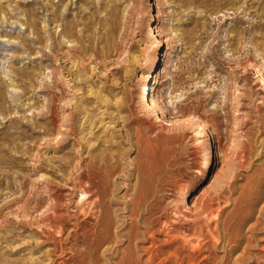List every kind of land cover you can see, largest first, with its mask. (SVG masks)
I'll use <instances>...</instances> for the list:
<instances>
[{
    "label": "rangeland",
    "instance_id": "374dc122",
    "mask_svg": "<svg viewBox=\"0 0 264 264\" xmlns=\"http://www.w3.org/2000/svg\"><path fill=\"white\" fill-rule=\"evenodd\" d=\"M0 42V264H264V0H0Z\"/></svg>",
    "mask_w": 264,
    "mask_h": 264
},
{
    "label": "bare ground",
    "instance_id": "6f19581e",
    "mask_svg": "<svg viewBox=\"0 0 264 264\" xmlns=\"http://www.w3.org/2000/svg\"><path fill=\"white\" fill-rule=\"evenodd\" d=\"M169 42V38L167 37L166 38V41H165V43H168ZM159 43H161L162 45L164 44L163 43V41H160ZM0 44H3L2 42H0ZM157 57L155 56V61H157L158 60V58L156 59ZM260 67V66H259ZM262 72V71H261ZM260 72V69H259V72H258V74H262ZM156 75V77H157V74H155ZM259 75V77H260V80H261V82H262V84H264V77L263 76H260ZM155 77V78H156ZM145 101H147V106H148V109H150V110H152V111H154V112H156V108H155V104L153 103V101H152V104H149L148 103V100H145ZM207 155L208 156H210L211 155V150H208L207 151ZM207 156V157H208ZM205 165H206V163H205ZM197 175H202V172L200 171V170H197ZM79 182V181H78ZM79 185H78V187L80 186V187H82V188H84V186H83V180L81 181V182H79L78 183ZM76 185V184H75ZM79 190V189H78ZM83 190V189H82ZM84 191V192H83ZM82 192L83 193H85L87 196H91L90 194H89V191L87 190V189H85L84 188V190H83ZM183 191H184V189H182L181 190V193L179 194V197H182V195H183ZM99 193V192H98ZM83 195V194H82ZM74 197V196H73ZM61 200H55V204H54V206H53V208L52 209H50V212H39V214L37 213L36 214V216H34L33 218L31 217H29L30 218V220H28L29 218H28V216H31V215H28L27 217H25V214H24V218L23 219H25V218H27L26 220H28L27 221V223H25V224H27L28 226H33V227H36V226H38V227H40V228H48V230L50 231V233L52 232V231H54V230H58L59 231V233H63L65 230H66V228H65V221H64V215L62 214V209H63V204L62 203H64V202H60ZM65 201V200H64ZM90 202V201H89ZM26 204V203H25ZM47 207V206H46ZM34 208V207H33ZM38 211V210H37ZM36 211V212H37ZM44 211V210H43ZM83 211V210H82ZM30 212H31V210H30ZM48 213V214H47ZM50 213V214H49ZM27 215V214H26ZM21 216V215H20ZM195 216V215H194ZM21 218V217H20ZM44 228V229H45ZM43 230V229H42ZM40 231H41V229H40ZM49 231H47V232H49ZM44 233V232H43ZM45 235V234H44ZM46 236V235H45ZM48 236V235H47ZM58 236V235H57ZM59 237V236H58ZM90 241V240H89ZM92 241V240H91ZM58 244V243H57ZM264 249V248H263ZM152 259V258H151ZM150 261H152V260H150Z\"/></svg>",
    "mask_w": 264,
    "mask_h": 264
}]
</instances>
